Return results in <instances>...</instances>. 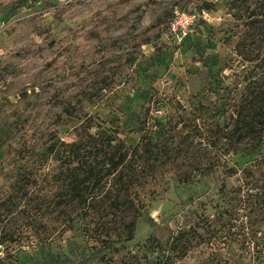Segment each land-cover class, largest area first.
Instances as JSON below:
<instances>
[{
  "label": "rangeland",
  "instance_id": "374dc122",
  "mask_svg": "<svg viewBox=\"0 0 264 264\" xmlns=\"http://www.w3.org/2000/svg\"><path fill=\"white\" fill-rule=\"evenodd\" d=\"M181 7L197 14L187 33L170 29ZM263 68L264 0H0V197L35 143L71 140L86 115L109 127L150 107L168 132L162 150L175 152L148 177L135 238L114 256L138 249L152 217L197 229L180 264H264V144L233 150L216 126L221 93ZM133 127L120 134L132 144ZM18 200L0 209V264H54L68 237L84 247L53 201Z\"/></svg>",
  "mask_w": 264,
  "mask_h": 264
},
{
  "label": "trees",
  "instance_id": "16d2710c",
  "mask_svg": "<svg viewBox=\"0 0 264 264\" xmlns=\"http://www.w3.org/2000/svg\"><path fill=\"white\" fill-rule=\"evenodd\" d=\"M51 5L58 20H63L65 6ZM148 42L147 38L142 43ZM248 79L236 95L227 88L221 93L216 126L224 132L231 149L251 153L264 144V73ZM231 100L233 104L227 109ZM197 108L195 120L204 115L202 111L197 114ZM153 114L148 107L125 123L111 120L109 127V121L86 115L74 128L71 140L52 133L45 141L35 143L29 157L34 167L29 160L21 163L11 183L13 191H4L0 197V209L7 201L18 199L53 201L51 212L63 216L61 223L66 229L80 231L86 242L82 247L68 237L66 255H53L54 264H180L194 246L197 229L190 225L175 230L167 220L152 217L154 229L138 249L129 250L119 259L114 256L135 238L137 219L146 208L143 201L148 177L166 160H173L175 151H164L161 146L168 133L165 122ZM131 126L139 134L133 144L120 135ZM21 158L28 157L23 154ZM49 159L55 166L42 171ZM182 175L180 182H192L190 173Z\"/></svg>",
  "mask_w": 264,
  "mask_h": 264
},
{
  "label": "built area",
  "instance_id": "2783aa9c",
  "mask_svg": "<svg viewBox=\"0 0 264 264\" xmlns=\"http://www.w3.org/2000/svg\"><path fill=\"white\" fill-rule=\"evenodd\" d=\"M197 14L185 7L178 8L170 21V29L176 33H187L195 23Z\"/></svg>",
  "mask_w": 264,
  "mask_h": 264
}]
</instances>
